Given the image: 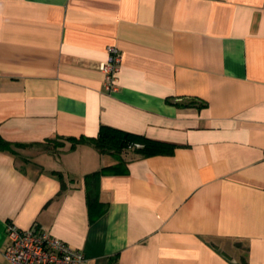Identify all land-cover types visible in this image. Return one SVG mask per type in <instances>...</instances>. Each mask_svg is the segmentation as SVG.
Listing matches in <instances>:
<instances>
[{
  "label": "crops",
  "instance_id": "obj_1",
  "mask_svg": "<svg viewBox=\"0 0 264 264\" xmlns=\"http://www.w3.org/2000/svg\"><path fill=\"white\" fill-rule=\"evenodd\" d=\"M102 125L172 151L87 183ZM0 139V264L8 223L87 264H264V0H0Z\"/></svg>",
  "mask_w": 264,
  "mask_h": 264
},
{
  "label": "built area",
  "instance_id": "obj_2",
  "mask_svg": "<svg viewBox=\"0 0 264 264\" xmlns=\"http://www.w3.org/2000/svg\"><path fill=\"white\" fill-rule=\"evenodd\" d=\"M106 51L107 56L98 63V68L104 75L105 90L111 91L116 89L121 53L113 44L107 45ZM6 236L2 254L8 264H87L82 251L71 248L33 224L18 228L8 223Z\"/></svg>",
  "mask_w": 264,
  "mask_h": 264
},
{
  "label": "trees",
  "instance_id": "obj_3",
  "mask_svg": "<svg viewBox=\"0 0 264 264\" xmlns=\"http://www.w3.org/2000/svg\"><path fill=\"white\" fill-rule=\"evenodd\" d=\"M71 148L76 142L83 141L91 144L98 153L110 154L117 159L115 164L110 166H103L100 169L88 173L84 176L87 183L93 180L97 181L99 177L105 172L122 173L126 170L125 160L122 154L130 152L131 157H146L155 154H170L172 151V144L165 141H159L147 138L143 135L135 134L114 128L111 126L102 125L96 137H80L70 138ZM53 141L46 140V143ZM55 143V142H53ZM63 141L58 140L57 145H62ZM4 143L0 139V146L4 147ZM93 181V182H95ZM92 182V183H93ZM92 188H88L89 200L92 203L93 198Z\"/></svg>",
  "mask_w": 264,
  "mask_h": 264
}]
</instances>
